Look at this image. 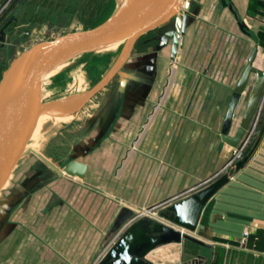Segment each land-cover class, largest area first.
Returning a JSON list of instances; mask_svg holds the SVG:
<instances>
[{
  "label": "rangeland",
  "instance_id": "rangeland-1",
  "mask_svg": "<svg viewBox=\"0 0 264 264\" xmlns=\"http://www.w3.org/2000/svg\"><path fill=\"white\" fill-rule=\"evenodd\" d=\"M223 1L227 4L232 2L235 6L234 11L238 13L237 0ZM115 3L116 0H7L0 9L2 21L0 38L3 45L0 50V79L10 63L25 50L37 43L99 25L113 13ZM182 5L179 15L139 37L117 75L76 112L71 115L31 120L29 140L24 146L23 157L14 169L8 186L2 189L0 194V264H54L55 240L63 237L65 232L66 237H76L74 229L77 227L89 229L95 226L94 218L88 214L95 206V203H90V196L96 195L104 197L105 212L101 225L105 234L103 243L93 252L90 263L96 264L98 260L104 258L111 239L106 229L116 220L113 221L112 218V207L129 210L126 209L127 206L135 199L133 189L129 188L130 181L126 170L135 143L130 138H114L113 132L117 130L115 127L119 124L126 97L135 87L134 71L141 64L142 67L137 72L142 69L141 72H148V68L144 69L148 67L145 66L146 63L137 59L149 53L155 55L158 63L162 62L169 74L168 84L174 70L172 67L176 69L180 62L178 57L181 45L180 24L184 16L198 18L204 23L199 33L201 44L199 50L202 51L199 56H203L208 47L212 48L213 41L216 50L209 52L211 60L217 56L219 64L225 66L230 63L232 56L239 57V41L235 40L230 31L231 26L234 32L237 30L236 23L227 7L222 5V0H184ZM250 8L249 15L254 17L256 13L264 11V0H250ZM206 21L220 24V27L216 28V34L212 32V27L207 26ZM238 21L243 20L239 17ZM229 22L232 23L231 26ZM248 31L249 55L255 42L253 32L250 29ZM236 34H239L238 31ZM241 36L245 39V36ZM177 37L178 45H174L173 40ZM147 39L148 41H145ZM108 49L110 50V46L83 54L71 60L67 66L49 73L41 82V86L37 85L36 97L42 104H46L54 100L80 97L85 92H90L112 70L123 52L122 46L114 53H107ZM173 49L175 53L172 52ZM142 50L146 54L137 53ZM161 56L164 57L160 60ZM245 62L246 58H238L241 66ZM256 65L264 68V61H257ZM56 80L58 83L54 82ZM73 81L77 83L72 85ZM254 81L255 77L252 75L236 107L230 136L239 128ZM165 84L166 81L159 90L160 97L166 93L168 85ZM137 85H141L139 81ZM154 85H149L145 98L149 97ZM160 109L159 98L150 111L155 115ZM222 109L217 106L203 109L201 115L204 119L187 125L188 130L210 132L214 139L203 140L206 141L207 147H211L212 152L209 160L202 161V157L198 173L187 170L183 173L184 190L180 197L184 199L209 187L224 175L233 178L235 187L230 194L237 200L239 198L237 163L232 164L233 148L222 143L220 139L218 120ZM71 116L72 119L65 122ZM132 120L131 117L124 119V127H129L126 131L133 129L130 127H135V124L137 130L143 131L149 124V121L133 124ZM129 122L131 123L128 125ZM56 123L61 124L54 127ZM149 125L147 129L150 128ZM259 137H264V99L243 139L245 143L243 158L255 147ZM224 145L231 154L227 160L219 161V153ZM71 161L89 164L91 170L83 179L69 177L63 173V168ZM263 161L261 158L260 162ZM251 162L253 167L249 170L248 181L255 179L254 154ZM96 169L98 172H95ZM194 174L196 176H193ZM140 189L141 198L143 187ZM189 194L191 195L188 196ZM165 204L166 202L153 203L141 212H147L146 215L174 227L175 225L157 212L162 210ZM86 207L89 209L85 212ZM80 212L86 213V217ZM128 217L129 214L121 216L120 225L129 221ZM179 253V247L169 245L157 249L148 256L149 258L153 256L154 262L173 264L177 259L180 261Z\"/></svg>",
  "mask_w": 264,
  "mask_h": 264
},
{
  "label": "crops",
  "instance_id": "crops-1",
  "mask_svg": "<svg viewBox=\"0 0 264 264\" xmlns=\"http://www.w3.org/2000/svg\"><path fill=\"white\" fill-rule=\"evenodd\" d=\"M6 1L0 0V9ZM237 1L239 4L237 6L238 13L235 12V14L237 18L240 17L243 20L247 31L250 29L253 32L254 46H257L254 66L264 71L261 65H256L257 61H264V11L256 13L253 17L249 15V11H251L250 0ZM230 4L233 5L232 2ZM233 9L235 10L234 5ZM230 13L232 14V12ZM232 16L237 30L234 32L231 22H229V26H231L230 31L235 40L239 41V57L232 56L229 60L230 63L225 66L219 64L217 56L214 60H211L212 58L209 56L211 55L210 51L216 50V46L213 47V41L211 42L212 48L207 46L204 55L199 56L202 52L199 50L201 46L199 33L204 23L202 20L191 16H188L184 34L180 32L181 45L178 52L180 62L176 69L174 66L172 67L174 70L168 84L169 74L163 67V63H158L155 55L149 53L147 56L137 59V61L141 59L146 63L145 66L148 67L144 69L148 68V72L145 70V72H141L143 69L137 72L142 67L141 64L134 71L136 76L133 78L136 81L134 82L135 87L126 97L121 109L119 124L117 123L118 126L115 127L117 130L113 132L114 138H130L135 143V148L131 151L126 164L130 181L129 188L133 189L135 199L126 208L131 212L125 208L121 210L120 207H112V218L113 221L116 220L111 222L112 224L106 229V233L111 236L107 250L137 220L147 214V212H141L142 209L152 206L153 203L166 202L162 210H157L162 216L171 204L184 200V197H180L184 190L183 173L186 170L198 173L202 157V161L210 159L211 147H207L206 141L203 140H213L214 135L210 136V132L188 130L187 125H193L204 119L201 115L203 109L217 106L223 108L218 120V128L221 130L229 99L250 55L247 53V39L250 37V33L248 31L249 35L243 34L238 27L235 16L233 14ZM1 22L0 19V25ZM206 23L207 26L213 28L212 32L214 33L216 28L220 27V24L215 22L206 21ZM236 31L240 36L236 34ZM219 33L222 35L221 31ZM241 35L245 36L246 40ZM1 40L0 38V50L3 48ZM177 42H179V37H177ZM144 52L142 50L137 53L146 54ZM163 57L161 56L160 60ZM238 58H246L243 66L238 63ZM137 77L139 79H136ZM137 81L141 85H137ZM164 81L168 86L166 93L160 97L161 94L158 93ZM153 84L155 85L154 88H151L149 97L145 98L146 92L150 88L149 85ZM143 97L144 99H142ZM159 98L161 109L158 114L153 115L150 110ZM129 117L133 119V124L149 121L148 123H152V125L148 124L149 129L146 125V129L139 131L135 124V127H130L133 129L126 131L128 126L124 127L123 122ZM71 119L72 116L65 122ZM212 122L214 123L215 119ZM60 124L56 123L54 127H58ZM225 147L224 145L219 153V161L227 160L231 154L230 150ZM253 154L256 160L254 163L255 179L248 181L249 170L253 167L251 162ZM263 157L264 137H259L253 152L248 156V161L239 170L236 168L240 190L238 200L230 194L235 186L233 178L229 177V182L203 208L196 230L190 234L207 244L209 248H203L193 242L183 240L181 243L159 246L150 253L171 245L179 247V257L182 258V261L180 258V261L177 259L173 264H264V161L260 162L261 158L264 160ZM86 165L88 166V174L91 165ZM95 172L98 170L96 169ZM12 174L4 188L8 186ZM142 187L143 195L140 198L139 191ZM90 198V203H95V206L91 208L88 216L94 218L95 226L89 228L90 230L88 227H77L74 229L75 234H77L76 237H66L65 232L63 237L55 240L54 264H91L93 252L103 243L105 233L101 223L105 212L104 197L96 195L90 196ZM88 201L85 202L88 203ZM87 209L89 208L86 207L85 212L88 211ZM80 213L86 217V213ZM125 214H129L130 220L120 225V218ZM146 216L154 221L167 224L154 219L153 216ZM174 228L181 230L177 226ZM243 232H247L248 235L242 244L240 241ZM148 255L145 257L148 263L165 264L152 261L153 256L149 258Z\"/></svg>",
  "mask_w": 264,
  "mask_h": 264
},
{
  "label": "water",
  "instance_id": "water-1",
  "mask_svg": "<svg viewBox=\"0 0 264 264\" xmlns=\"http://www.w3.org/2000/svg\"><path fill=\"white\" fill-rule=\"evenodd\" d=\"M182 4L183 0H127L117 13H112L99 25L37 43L10 63L0 79V191L23 157L24 146L29 140L33 114L35 111L45 114L51 111L36 97L37 84L42 75L71 55L93 52L126 40L132 41L107 76L88 92L82 104L70 114L76 112L117 75L139 37L174 18ZM222 5L235 16L240 31L249 35L245 23L238 21L233 5L223 0ZM187 20L188 16H184L180 24L181 34L185 32ZM176 43L174 39L173 44L176 45ZM172 52L175 53V50L173 49ZM256 56L257 46H254L247 65L231 94L223 117L220 139L232 148H237L242 143L264 99V71L254 66ZM14 73L16 77L9 82ZM252 75L255 81L245 112L235 135L230 136L236 107ZM57 80L54 82L58 83ZM253 150L254 148L248 156ZM248 156L236 164L238 170L248 161ZM87 171L88 166L77 161H71L63 168L65 175L79 179H83ZM229 180V177L224 175L209 187L167 208L162 217L181 230H175L174 227L154 221L145 215L114 243L98 264H150L145 257L155 248L171 243H181L183 240L209 248L207 244L190 233L196 230L205 205Z\"/></svg>",
  "mask_w": 264,
  "mask_h": 264
},
{
  "label": "bare ground",
  "instance_id": "bare-ground-1",
  "mask_svg": "<svg viewBox=\"0 0 264 264\" xmlns=\"http://www.w3.org/2000/svg\"><path fill=\"white\" fill-rule=\"evenodd\" d=\"M126 1L127 0H116V3H115L116 5H115V9L113 11V14L117 13L122 8V6L125 4ZM183 3H184V0H183ZM181 7L183 8V5ZM177 15H179V14H177ZM175 39L177 41V38H175ZM131 42H132L131 40H126V41H123V42H120V43L111 44V45H109L110 46V50L108 49L107 53L108 52L109 53L116 52V49L119 46H122L123 47V51H124V49L127 48L131 44ZM177 43H176V45H177ZM98 50H100V49H98ZM83 54H87V53L71 55L67 59H65L62 62H60L59 64H57L54 67L50 68L48 71H46L42 75V77L40 78V80H39L37 85L41 86V84H42L41 82L44 81V79L47 78L46 76H48L49 73L53 72L57 68L67 66V64L71 60H73V59H75V58H77V57H79V56H81ZM16 74H17V72H16ZM16 74L14 73L11 76L9 82H11L16 77ZM73 83L74 84H72V85H75L77 83V81H73ZM87 94H88V92H85L80 97H75V98L68 99V100H64V99L54 100V101H52L50 103L43 104L47 109L51 110L50 113L45 114V113H39V112L35 111V113L33 114V117H32L31 120L37 119V118H44V117H52V116L63 115V114H70L71 111L75 110L76 108H78L82 104V102L86 98Z\"/></svg>",
  "mask_w": 264,
  "mask_h": 264
},
{
  "label": "built area",
  "instance_id": "built-area-1",
  "mask_svg": "<svg viewBox=\"0 0 264 264\" xmlns=\"http://www.w3.org/2000/svg\"><path fill=\"white\" fill-rule=\"evenodd\" d=\"M245 150V143L244 141L237 147V148H233V159H232V164H236L239 161H241V159L243 158V153ZM248 233L247 232H243L242 238H241V243L243 244L245 242V239L247 237ZM109 250V249H108ZM99 261L96 263L98 264Z\"/></svg>",
  "mask_w": 264,
  "mask_h": 264
}]
</instances>
